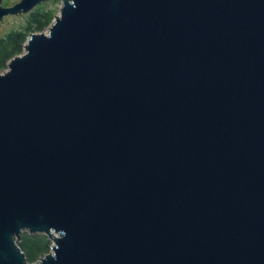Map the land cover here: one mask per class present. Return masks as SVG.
I'll return each instance as SVG.
<instances>
[{
  "label": "water",
  "instance_id": "water-1",
  "mask_svg": "<svg viewBox=\"0 0 264 264\" xmlns=\"http://www.w3.org/2000/svg\"><path fill=\"white\" fill-rule=\"evenodd\" d=\"M0 264H264V0H61L0 70Z\"/></svg>",
  "mask_w": 264,
  "mask_h": 264
},
{
  "label": "trees",
  "instance_id": "trees-1",
  "mask_svg": "<svg viewBox=\"0 0 264 264\" xmlns=\"http://www.w3.org/2000/svg\"><path fill=\"white\" fill-rule=\"evenodd\" d=\"M25 15V21L20 27L11 28L0 35V69L6 66V61L11 56L22 51L23 42L30 31L42 30L48 25L54 11L41 2ZM18 244L27 259L34 261L49 250L50 239L44 233L31 234L23 231Z\"/></svg>",
  "mask_w": 264,
  "mask_h": 264
},
{
  "label": "rangeland",
  "instance_id": "rangeland-1",
  "mask_svg": "<svg viewBox=\"0 0 264 264\" xmlns=\"http://www.w3.org/2000/svg\"><path fill=\"white\" fill-rule=\"evenodd\" d=\"M16 1L17 0H2V3L7 5V4H12ZM42 2L45 3L46 7L53 9L54 14L57 13L59 6L61 4V0H45ZM26 13L28 12L18 13V14H8V15H5L2 19H0V35L5 33V31L11 28L20 27L21 24H23L25 21ZM4 68H1L0 70H3ZM50 243H51V240H50Z\"/></svg>",
  "mask_w": 264,
  "mask_h": 264
}]
</instances>
